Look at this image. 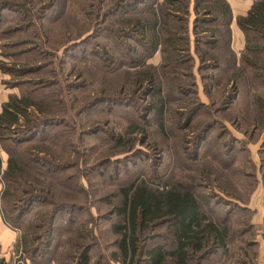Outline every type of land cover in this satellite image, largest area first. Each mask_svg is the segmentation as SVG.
<instances>
[{
  "label": "rangeland",
  "instance_id": "1",
  "mask_svg": "<svg viewBox=\"0 0 264 264\" xmlns=\"http://www.w3.org/2000/svg\"><path fill=\"white\" fill-rule=\"evenodd\" d=\"M113 1L0 4V101L26 90L51 109L40 123L38 114L30 117L38 127L24 141L16 143L23 133L15 129L9 135L15 140L6 142L23 172L19 186L2 181L8 155L0 151V194L16 190L12 200L17 197L18 209L28 191L38 196L24 222L53 207L58 212L50 251L39 250L35 260L78 264L73 244L80 238L73 231L79 228L87 233L79 242L93 244L88 264H123L114 231L124 222L116 211L120 190L145 179L151 186L195 184L207 197L204 212L226 222L230 254L223 257L220 250L206 264H264V71L253 79L243 69L234 85L228 79L235 69L227 59L218 69L210 68L212 61L202 64L194 51L191 9L186 23L190 67L179 69L178 76L169 74L161 68V46L135 66L133 49L142 52L121 22L148 13L127 0L118 13ZM243 46V37L232 42L237 58ZM150 68L158 73L166 104L162 131L146 109L145 82H134L136 73ZM28 121L23 118L21 127ZM143 234L147 245L165 242L164 227ZM15 245L0 247V264H33L26 253L15 257Z\"/></svg>",
  "mask_w": 264,
  "mask_h": 264
},
{
  "label": "trees",
  "instance_id": "2",
  "mask_svg": "<svg viewBox=\"0 0 264 264\" xmlns=\"http://www.w3.org/2000/svg\"><path fill=\"white\" fill-rule=\"evenodd\" d=\"M124 1L116 0L118 13L125 7L122 4ZM127 1L134 5H143L145 13H148L146 18L135 17L121 22L127 26L130 34L134 35L133 39L142 52L139 54V49H133L132 54L136 55L133 62L135 66L141 60L150 58L161 46L163 53L161 68L176 76L180 73L179 69L187 70L192 64L193 57L189 53L190 38L186 23L193 10V46L202 64L206 60L212 61L210 68L218 69L219 61L227 59L235 69L228 79L234 85L243 69L251 73L253 79L262 76L257 71H264V0H253L246 14L236 17V25L244 39L243 51L238 58L232 50V13L227 0H162L160 2L156 0L157 7L154 4L155 0ZM191 3L193 8H190ZM0 4H4L5 7L16 6L13 0H0ZM101 15H104L103 12ZM112 24L113 28L119 29L116 27L118 24L115 25L113 22ZM202 45L209 52L202 50ZM220 51L226 54L221 56ZM142 81L147 87L145 92L150 96L146 109L162 131L166 104L162 89L158 85L160 80L156 69L150 68L143 74L136 73L135 84L139 85ZM50 111L51 109L41 106V101L35 97V93L26 90L18 95H8L7 100L1 104L0 151L4 150L8 155L6 168L1 176L5 183L19 186L23 176V172H20L22 169L18 166L19 161L16 160L12 148L10 149L6 143L15 140L9 135H12L15 129H19L23 135L18 137L16 143H21L38 127L35 125L37 122L30 117L38 114L37 120L40 123V116ZM193 115L194 111L190 114L191 118ZM190 116L187 117L186 124L190 121ZM23 118L29 121L23 123L24 126L21 127L20 122ZM144 124L148 123L144 121ZM132 128L136 127L132 126ZM209 128L210 125H207L203 131L206 132ZM144 131L145 128L142 127L141 132ZM115 137L117 142L121 141L120 134H116ZM13 187L16 189L17 186ZM195 188V184L187 182L151 186L142 179L120 190L122 194L116 211L124 222L114 226V231L119 235L116 243L123 264H206L209 258L220 250L223 257L230 254L228 225L225 221L218 223L212 220L204 212L202 205L207 202V197L197 192ZM15 191L2 190L0 215L4 224L19 232L15 248H21L33 264H39L35 260L39 250H44L45 254L50 251L58 212L53 207L54 210L49 213L37 214L25 223L23 215L38 196H32V190L28 191L29 196L23 204L25 208L18 209L17 197L16 201L12 200L17 196ZM40 191L42 192L43 189ZM46 202L44 200V204ZM59 208L62 209L63 206ZM159 227L165 228V242L145 244L149 238L143 233ZM74 234L83 240L87 237V233H83L79 228L73 231ZM80 239L73 244V248L77 250L73 253L79 252L76 263L88 264L89 252L93 244L83 245L79 242ZM75 256L76 254L74 256L70 254L68 259H74Z\"/></svg>",
  "mask_w": 264,
  "mask_h": 264
},
{
  "label": "crops",
  "instance_id": "3",
  "mask_svg": "<svg viewBox=\"0 0 264 264\" xmlns=\"http://www.w3.org/2000/svg\"><path fill=\"white\" fill-rule=\"evenodd\" d=\"M162 0H159V2ZM231 9L232 13V42L233 44L237 43L243 36L236 25L235 18L238 15L246 14L248 9L253 3V0H227ZM190 8H193V3L190 4ZM8 98V97H7ZM7 100V99H6ZM5 100V101H6ZM4 102L0 101V111H1V104ZM18 234L17 231L12 230L9 228L4 222L2 221V217L0 215V247L1 249L8 250L10 247L13 246L14 242L17 240Z\"/></svg>",
  "mask_w": 264,
  "mask_h": 264
},
{
  "label": "built area",
  "instance_id": "4",
  "mask_svg": "<svg viewBox=\"0 0 264 264\" xmlns=\"http://www.w3.org/2000/svg\"><path fill=\"white\" fill-rule=\"evenodd\" d=\"M13 254L15 255V257L16 256L19 257L21 254H23V252H22L21 248H18V249L15 248V252H13Z\"/></svg>",
  "mask_w": 264,
  "mask_h": 264
}]
</instances>
